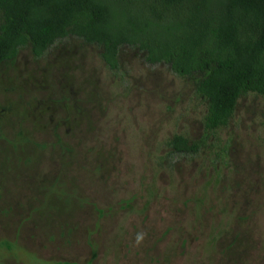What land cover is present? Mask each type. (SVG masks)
<instances>
[{
  "label": "rangeland",
  "instance_id": "obj_1",
  "mask_svg": "<svg viewBox=\"0 0 264 264\" xmlns=\"http://www.w3.org/2000/svg\"><path fill=\"white\" fill-rule=\"evenodd\" d=\"M100 52L69 36L0 64V264H264V98L204 132L203 74Z\"/></svg>",
  "mask_w": 264,
  "mask_h": 264
},
{
  "label": "trees",
  "instance_id": "obj_2",
  "mask_svg": "<svg viewBox=\"0 0 264 264\" xmlns=\"http://www.w3.org/2000/svg\"><path fill=\"white\" fill-rule=\"evenodd\" d=\"M69 36L99 47L111 71L128 47L178 77L203 74L194 94L205 103L204 132L226 127L239 97L264 98V0H0V64L26 46L40 58ZM167 146L199 150L178 135Z\"/></svg>",
  "mask_w": 264,
  "mask_h": 264
}]
</instances>
